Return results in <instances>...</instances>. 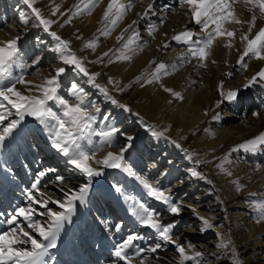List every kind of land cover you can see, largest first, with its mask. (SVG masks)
Instances as JSON below:
<instances>
[{"label":"bare ground","instance_id":"6f19581e","mask_svg":"<svg viewBox=\"0 0 264 264\" xmlns=\"http://www.w3.org/2000/svg\"><path fill=\"white\" fill-rule=\"evenodd\" d=\"M7 2L10 4V14H16L17 18L6 21L0 15V41L20 37L19 60L13 66V75L23 74L26 80L38 84L54 75V69L65 67L66 71L59 79L58 94L74 103L75 98L69 89L72 83L78 84L86 93L85 103H95L100 109L94 124L96 133L113 126L120 130L113 137L111 146L104 145L103 137L96 134L92 135L94 141L91 140V144L86 140L81 143L86 149L95 151L96 159H102L109 151L119 152L121 147L128 145L127 137L131 136V146L124 152V158L129 156L130 169L136 173V179L132 181L136 191L124 193L123 188L119 187L121 191L117 192L111 177H118L122 172L119 168L97 165L94 160L89 163L100 169L101 175L89 181L51 147V139L47 134L44 136L38 121L26 115L13 135L0 146V232L15 226L8 225L6 220L18 206L27 205V191L36 174L43 169L53 168L51 163L57 162L59 166L54 168L56 172L43 178L40 192L33 191V195L39 199L42 198L40 193H44L56 200L63 199L61 187L65 191L77 190L81 185L89 184V189L85 202H76L71 219L57 237L56 247L49 250L45 258L47 264H123L113 253L115 247L132 234L139 239L133 242V247L128 251H134L135 247L144 248L146 251L142 257L147 258V264H178L179 254L175 245L162 241L154 229L137 222L131 209L138 203L147 206L154 203L153 209L160 214L161 223L175 225L172 239L184 245L189 254L193 251L204 254L201 264H233L235 257L241 264H264L263 252L259 247L264 245V220L258 222L259 213L253 206V202L264 201V147L257 152L243 149L232 151L245 140L264 132V83L244 87L255 73L264 68V60L246 57L244 62L248 64L247 69H241L237 64L243 52L240 35L247 32L248 25H226L230 30H236L233 47L226 48L225 38H218L207 58L208 66L200 68L197 66L198 60L187 55L188 45L172 40L174 35L186 30L203 34L191 19L187 6H181L180 0H131L133 7L107 37L101 36L97 30L101 28V17L109 0H100L91 14L73 17L63 27L60 25L71 15L77 0H35L33 6L40 9L41 15L56 21L50 30L70 42L71 51L83 58L89 73H99L95 84L107 87L108 94L105 95L89 82V77L58 59L59 53L54 51L57 41L43 30L38 21L26 25L21 22V13L27 18L31 15V9L23 0H15L14 5L13 0ZM150 3L153 7L148 10ZM57 5L59 11L52 15ZM145 10H148L147 15H144ZM235 11L242 20L251 19L252 13L241 3L235 5ZM133 21L136 23L133 24ZM129 25L131 28H128ZM150 25L157 26L153 35L148 33ZM39 27L41 31L36 39L42 48L38 46V49L32 50L26 43V36ZM261 27H264V18L258 16L249 38L254 37ZM126 28L128 31L124 32ZM133 30L139 33L133 47L138 45L142 50L130 52V60L115 61L113 52L122 46ZM121 32H124V39L118 41ZM97 37L95 50L84 46L87 41ZM23 42L25 44L22 46ZM109 49L113 52H109ZM104 52H109V56L103 57V62H95ZM184 56H187V60L181 64V57ZM109 58L114 62L108 63ZM24 59L27 61L24 62ZM153 60L156 64L163 62L167 65L171 74L150 84L143 80L134 82L145 69H148L146 78H150L149 74L155 68V64L150 65ZM213 60L216 63H212ZM173 64L176 65L175 71L172 70ZM110 77L116 83L110 84ZM221 82L225 92H238L235 100L229 101L220 95L218 85ZM129 84L130 87H125ZM161 85L181 92L183 99L174 98ZM16 87L25 95L30 94L25 85L17 84ZM120 88L124 90L119 91ZM109 97L118 104L112 103ZM118 105H126L128 110ZM48 106L62 115L57 102L49 101ZM221 106L227 110L226 117V111L219 112ZM89 110L93 111L91 108ZM11 111L9 120L17 119L15 110ZM253 112L260 115L253 116ZM105 116L109 117L108 120H104ZM214 116L219 118L213 119ZM121 120L123 125L118 127ZM127 129L133 133L124 132ZM172 141H176L180 147ZM97 147L100 150H96ZM159 151L160 156L156 157ZM142 153L148 160L142 157ZM221 165L232 174L227 175ZM63 169L67 171V176L60 172ZM192 171L201 175L193 176ZM56 175L64 177L63 184L55 180ZM137 177L168 193L174 203L184 205L180 214L170 213L167 211L168 205L148 196L142 180ZM237 180L243 185L239 191L234 184ZM249 196L252 197L251 201L246 199ZM103 202L115 208L111 219L102 218L98 213ZM2 203L9 206L11 212ZM34 207L38 211H45L40 205ZM48 207L53 211L62 210L51 202ZM192 209L199 216L207 218L213 227L201 230L203 222ZM34 219L44 223L47 217L37 214ZM19 220L26 225L22 217ZM116 224L122 225L120 231H116ZM157 243L161 247L155 253L147 251ZM189 244L194 248L189 249ZM185 264H194V261H186Z\"/></svg>","mask_w":264,"mask_h":264},{"label":"snow or ice","instance_id":"6c2138e0","mask_svg":"<svg viewBox=\"0 0 264 264\" xmlns=\"http://www.w3.org/2000/svg\"><path fill=\"white\" fill-rule=\"evenodd\" d=\"M31 12L34 14L35 20L39 25L43 27L45 32L57 41L55 52L59 53L58 59L64 65H71L74 69L84 76L89 77V82L99 88L105 95L108 94L107 87H102L99 84H95V78L99 73H89L84 65L83 58L78 57L76 53L71 51L69 47L70 42L63 40L55 31H51V25L56 23L55 20L45 18L41 15L39 8L34 7L35 0H23ZM100 0H77V3L73 5L71 15L63 21L60 25L70 23L73 17L83 15L85 13L91 14L93 9L97 6ZM241 3L249 12L252 13L251 19L248 21L242 20L235 11V5ZM181 6H187L191 19L198 25L203 33L198 34L190 30L182 31L172 37V40L182 42L188 45V54L198 60V67H207V58L211 54V48L218 38H225L224 46L226 48L233 47V41L236 37V30H230L226 25H248L247 32L240 35V41L243 45V52L237 60V64L241 69H247L248 64L245 63V58L264 60V27H261L256 32L255 36L249 38V34L255 27L257 17L264 18V0H180ZM133 7L131 0L122 2V0H109L107 7L105 8L101 17V28L97 31L101 36L107 37L111 34V31L117 26ZM153 5H148V10L152 9ZM148 10H145L144 15L148 14ZM59 11V6L53 10L52 15H55ZM63 15V13H61ZM20 20L25 25L29 23L28 18L21 13ZM133 24L136 21L132 22ZM131 28V25L128 26ZM126 28L124 32H127ZM157 31L156 25H150L148 28L149 35H153ZM124 32L117 37L118 41L124 39ZM193 37H196L193 39ZM139 38V33L135 30L128 36L127 40L122 44L120 48L109 49V52H113L115 61L130 60V52H135L138 49L142 50V47H133ZM20 37L16 36L7 41H0V146H2L5 140L12 136L14 131L18 128L23 121L24 117L31 116L44 125L51 133V147L55 149L59 154H62L66 158V163L75 171L86 176L89 181L95 176L101 175V170L92 166L89 161H95L97 165H103L110 168H124L125 171L131 172L132 175H136L130 168L123 164L124 152L131 146V136L127 137L129 144L120 148L119 152L109 151L102 159H96L95 151L86 149L85 145L81 141H87L91 144V137L93 134L103 137V144L111 146L113 137L120 131L116 127H110L107 131H100L96 133L94 124L97 121V114L100 112L99 107L95 103L86 104V93L82 87L76 83H72L69 92L72 97L75 98L74 103H70L68 99L61 97L58 94L60 88L59 79L63 73H65V67H58L54 69V75H50L42 80V82L36 84L33 81L26 80L24 75L14 76L12 69L14 65L18 64L20 49L18 47V41ZM97 38L87 41L85 43L86 48L95 50L97 46ZM168 47L167 44L164 45ZM109 52L102 53L101 57L97 58L95 62H103V57H108ZM187 60V56L181 57V64ZM114 60L109 58L108 63H113ZM216 63L215 60L211 61ZM155 64L154 70L149 74L150 78H146L145 74L148 73V69H145L140 76L135 78L134 82H140L150 84L153 81H159L162 76H168L171 73L168 71V66L163 62L156 64L153 60L150 62ZM172 70H176V65H172ZM231 76L232 73H226ZM264 83V68H261L255 73L248 83L244 87H248L253 83ZM109 83H116L109 78ZM22 84L27 87L28 95L20 92L16 85ZM131 84L125 86L130 87ZM143 87V84H141ZM163 87V90L170 93L176 99H183V95L179 91H175L172 88ZM220 89V95L225 97L229 101H233L237 98L238 92L236 90L224 91L223 82L218 85ZM119 91L124 89L120 88ZM38 93V94H32ZM109 99H112L109 97ZM49 101L57 102L62 108V115L57 114L51 107L48 106ZM112 103L118 104L115 99H112ZM171 103V101H169ZM10 106V107H9ZM125 110L126 105H118ZM93 109L90 111L89 109ZM15 110L17 119L9 120L12 115V111ZM253 116H259V112H253ZM108 116L104 117V120H108ZM218 116H214L213 119H218ZM207 131V130H206ZM155 135H163V133H154ZM177 147L180 145L176 141H172ZM264 147V132H260L255 137L245 140L243 143L237 145L232 151H238L243 149L246 152H257ZM96 150H100L99 147ZM186 151V150H185ZM222 168V165H221ZM223 171H226L222 168ZM56 169L46 168L39 171L36 174L34 182L31 184V188L27 191L28 203L26 206H18L15 209L14 214L7 218L6 223L8 225H15L10 227L9 230L0 232V264H47L46 256L50 249L56 247V240L63 229L65 223L71 219V216L76 208V202L81 204L85 202V196L89 189V184L81 185L77 190L68 189L65 191L63 187L60 191L63 193V199L53 200L50 196H45L44 193H40V197L33 195V191L40 192L39 186L43 178L49 173H55ZM193 176H200L201 174L192 171ZM227 175H231V172H227ZM141 179V177H137ZM55 180L60 184H63L64 177L60 175L55 176ZM144 187L147 189V195L153 197L155 200L162 201L168 205L167 211L173 214H180L181 208L184 206L181 203H174L172 197L162 191L159 187H154L147 181L142 180ZM211 183V182H210ZM236 190L239 191L243 185H240L239 181H234ZM116 191L121 189L118 186H114ZM131 199V198H129ZM54 203L59 206L61 211H53L48 207L49 203ZM34 205L42 206L45 211H38ZM253 206L259 213V219L264 220V201L253 202ZM187 207L191 208L190 205ZM132 213L136 217L137 222L144 226L154 229L159 235L160 239L165 242H170L175 245L179 254L178 264H185L186 261H194V264H201V258L203 253L200 251H193L189 254L184 245L178 243L172 239V230L175 227L174 224H162L160 220V214L147 206L144 203L134 204L132 207ZM193 213L203 222L204 229H210L213 227L211 222L195 213V209H192ZM40 215L47 217L46 222L41 223L40 220L34 219V215ZM23 218V221L27 222L26 225L22 224L19 218ZM121 224H116V231H120ZM37 234L39 239L37 238ZM139 239L136 234L129 235L122 243L115 247L113 255L119 261H123V264H147V258L142 257V253L146 250L141 247H135L134 251L128 250L133 247V242ZM223 246V244L221 245ZM161 244L157 243L154 247L147 249L148 252L155 253ZM189 249L194 248L193 245H188ZM233 264H241L238 257L234 258Z\"/></svg>","mask_w":264,"mask_h":264},{"label":"rangeland","instance_id":"374dc122","mask_svg":"<svg viewBox=\"0 0 264 264\" xmlns=\"http://www.w3.org/2000/svg\"><path fill=\"white\" fill-rule=\"evenodd\" d=\"M7 1L8 0H5V2H6V5H5V2L2 1V0H0V15L6 21L13 20V19L16 20V18H17L16 14H13V15L10 14V11H11L10 4H7L8 3ZM13 1L14 2H12V5H14L18 0H16V2H15V0H13ZM25 12L27 13V9L25 10ZM28 20H29V23L30 24H34L36 22L35 17H34V14L32 12H31V15L28 16ZM40 28L41 27H39V29H37V31L32 32L31 34H29V35L26 36V43H28L29 48H31L32 50L33 49H38L37 48L38 46H39V48H42V47H40V41L36 39L37 38V34L39 33V31H41ZM199 29H200V27H199ZM24 44H25V42L22 43V46ZM26 61H27V59H24V62H26ZM28 61H30V60H28ZM225 111H226V113L224 114V116L226 117L227 116V110H225V107L221 106L219 108L220 114L223 113V112H225ZM38 124H39V122H38ZM117 125H118V127L120 125H123V120L119 121ZM39 127L42 130V133L44 134V136L47 134V136H49L50 139H51V133L49 132V130L44 125H41V124H39ZM94 128H95V126H94ZM124 132H126V133H133V131L130 130V129L124 130ZM43 138H44L43 140H45V137H43ZM91 140L94 141V138L92 137ZM155 156L156 157H159L160 156V151L158 153H156ZM142 157H144L143 156V153H142ZM144 159H147L148 160V157H144ZM123 164L126 165L128 168H130L131 164H130V159H129V156L128 155L124 158ZM58 166L59 165H58L57 162L51 163V167H53V168H57ZM119 171L122 172V174L120 176H118V177L117 176L111 177V179H112L111 182L114 183L116 186L123 188L124 193H130V192H133L134 193L136 191V188L134 187V185H133L134 182H132V181H134L136 179L135 176L132 175L131 172L125 171L123 167L122 168H119ZM142 171L144 172L145 169H143ZM60 172L64 173V175L67 176V174H66L67 171H64V169L61 170ZM69 177H70V175H69ZM120 181H121V183H120ZM246 199L248 201H251L252 200V197L249 196ZM155 203H156V201H155ZM2 204L4 205V203H2ZM153 204L154 203H152V204H150L148 206L153 209V207H154ZM101 206H103L104 209L102 207L100 209V211L98 212L100 214V216H102V218L111 219L113 217V215L115 214L114 213L115 208L112 207V206H109L107 204V202H103ZM4 208L7 211L9 210L11 212V209L9 208V206L4 205ZM101 211H102V213H101ZM183 219H184V217H183ZM148 236L151 237L152 235L148 234ZM210 236H214V235H210ZM259 247H260L261 251L263 252V256H264V245H261Z\"/></svg>","mask_w":264,"mask_h":264}]
</instances>
